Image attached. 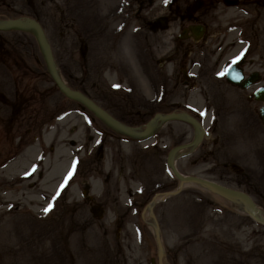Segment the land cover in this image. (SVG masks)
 <instances>
[{"label":"rangeland","instance_id":"1","mask_svg":"<svg viewBox=\"0 0 264 264\" xmlns=\"http://www.w3.org/2000/svg\"><path fill=\"white\" fill-rule=\"evenodd\" d=\"M88 1L93 4L91 11L97 8L104 13L98 16H106L107 27L95 43L80 50L60 42L68 45V38L76 37L77 31L84 34L87 26L69 27L71 24L60 22L52 3L43 14V0H0V20L25 17L40 22L55 59L67 60L71 58L68 54L76 58L58 64L63 78L112 117L135 128L139 101L145 106L154 95L166 103L180 98L182 89L169 76L174 67L161 61L177 29L167 25L161 30L158 25L150 33L149 24L166 14L149 0L141 7L131 0ZM80 2L68 0V15L76 19L90 15L81 11ZM149 35L155 41L156 60L146 68L151 62L143 59ZM2 37H12L14 45L12 60L0 61V101L11 92L13 101L24 93V98L34 101L30 104L34 120L21 124L26 114L18 110L16 102L11 107L8 102L0 104V264H151L152 260L156 264L153 230L140 218L150 198L132 203L130 190L143 186L126 184L123 178H135V173L147 167L137 176L142 181L146 174L144 186L156 187L154 192L173 190L177 181L162 164L163 153L155 154L157 158L152 160L150 156L138 159L139 143L121 141L122 137L98 124L91 114L53 88L30 34ZM153 48L154 42L147 46V50ZM238 110L236 117L218 126L209 125V115L205 116L204 125L211 139L217 141L215 146L210 140L204 142L195 154L180 159L177 167L184 174L247 193L264 213V129L253 120V109L247 111L246 105H239ZM9 114L17 118L9 122L13 130L5 124ZM180 128L174 125V131ZM171 130L169 126L157 138L169 136L160 141L165 147L180 138ZM35 135L41 136L44 146L40 154L37 142L28 143ZM18 138L23 141L19 147ZM103 139V150L96 152ZM151 142L141 143L140 148L146 149ZM205 151H218L216 155L223 156L220 161L206 154L199 157ZM225 162L237 167L219 166ZM83 191L97 199V206L84 200ZM49 205L51 209L45 212ZM154 214L164 264H264V226L234 203L202 187L186 186L176 197L157 204Z\"/></svg>","mask_w":264,"mask_h":264},{"label":"flooded vegetation","instance_id":"2","mask_svg":"<svg viewBox=\"0 0 264 264\" xmlns=\"http://www.w3.org/2000/svg\"><path fill=\"white\" fill-rule=\"evenodd\" d=\"M131 1L139 7L146 3V0ZM149 1L150 3H157L161 12L166 14L161 21H154L149 24L150 33H154L158 25L162 29H165L167 25L175 26L177 29L176 35L170 37L169 49L161 57V61H168L167 63L174 67L170 70L169 76L174 81L175 86H180L182 91H180V98L177 101L167 100V103L163 100L158 101L157 95L152 96L151 100L144 104L145 106H142L139 101V108L135 111L136 126L144 127L155 115H165L173 112L188 114L199 124L204 123L205 116L209 115L210 122L216 124L217 121L221 120V105H226L227 99L233 100L237 108H239V105H246L247 111L248 108L250 110L253 109V116L256 115V109L262 104L255 102L253 95L259 89L264 90V0H167V3L165 0ZM46 3L55 5L58 0H43L42 4ZM80 3L87 11H90L93 5L88 0H81ZM62 4L63 7L55 5V8L54 6L55 11L59 12V19L57 20L71 24L69 27L87 26L89 28L92 26L91 18L84 21L78 17L77 20L72 17V14L68 15L69 6L67 0H64ZM196 28L202 29L199 38H197L199 32L196 31ZM75 31L77 30L75 29ZM77 32L74 33L76 37L68 38L66 41L68 45L65 44V41L63 43L60 42V45L78 46V50H80L81 46H87L90 43V38L93 39L92 33L89 34L90 38H86L85 33L80 35V31ZM3 34L0 33V61L6 63L13 58L14 42L12 37L3 38ZM146 36L147 34L144 37ZM139 38L141 39V37ZM145 39L147 40L145 41ZM145 39H143L146 49L144 56L147 59L156 60V45L154 44L153 51L147 50V46H150L153 40ZM7 46H10L9 50H7ZM68 55L71 58L73 56V54ZM71 58L59 62L56 60L57 65L61 66L63 61L69 62V60L73 61L76 59L74 56V59ZM212 60L214 61L212 62ZM90 66L91 63H89ZM228 70L241 74L243 78L239 84L229 82L227 78ZM10 74L12 76V71H10ZM70 76L72 75L70 74ZM175 86L174 88L177 89ZM0 98L3 97L0 95ZM16 98V101L12 99V101L8 102V106L11 107L17 103L20 107L18 110L25 111L26 116L21 117V124L33 122L34 118L32 115L34 112L31 113L32 108L30 107L33 101L30 102L29 97L24 98V93L16 95ZM192 100L196 101L192 102ZM2 101L3 104H7V101ZM218 101L219 105L216 107L215 105L218 104ZM11 115L9 114L5 118V124L8 126H11L9 122L12 124L15 119L17 120ZM118 120L125 124L121 119ZM174 125H178L181 128L174 131ZM169 126L172 128L171 134L180 138L176 144L171 143L168 147H165V144L160 141H163L164 138L169 139V136L157 138L161 135L162 130L167 132ZM193 133V129L186 123H165L156 130L150 146L146 149L140 148L141 143L136 144L138 146L136 155H138L140 160L145 156H150L152 160L157 158L155 154L163 153L165 159L162 164L167 168L169 151L176 145H181L192 139ZM185 138H188V140H182ZM118 140L120 141V138ZM121 141L129 140L122 138ZM18 142L22 144V142ZM104 144L105 140L103 139L95 151H102ZM210 153L212 152L208 151V154ZM205 154H207V151L204 154H199V157H203ZM193 162L197 163V160ZM135 174L138 176L139 171ZM137 176L135 178L133 176H125L123 181L127 184L132 179H138ZM141 185L143 186L142 194L146 197H142V194L137 195L134 190H130L132 193L129 192L128 195H132L129 198L145 201L153 194L156 188L144 186L145 183ZM127 189H129V186ZM166 189H161L160 191L163 192Z\"/></svg>","mask_w":264,"mask_h":264},{"label":"water","instance_id":"3","mask_svg":"<svg viewBox=\"0 0 264 264\" xmlns=\"http://www.w3.org/2000/svg\"><path fill=\"white\" fill-rule=\"evenodd\" d=\"M196 30H198V28ZM0 31L1 32H7V31L31 32L37 41V44H38L40 52L43 56V60L45 62L47 71H48L50 77L52 78L53 82L55 83V85L59 89V91L68 99L82 104L85 108H87L89 111H91L95 115L96 118L101 120L105 125H107L108 127H110L111 129H113L116 132H119L121 134H124V135L132 137V138H148L152 135V131H153V128L155 125L154 124L155 120L146 126V130L144 131V133H141V134L136 133L134 130H131L127 127H124V126L118 124L113 119H111L105 112H103L100 108H98L96 105H94L93 102H91L90 100H88L87 98L82 96L80 93L72 91L69 88H67L57 74V71H56V68L54 65V61H53V58H52V55L50 52V48L47 45L43 31L41 30V28L37 22L30 20V19H13V20L2 21V22H0ZM256 98L258 100L264 102V93L263 92L259 93ZM157 117H159L162 122H166V121H170V120H183V121L191 124L194 127L196 133H198V135L196 136V139L193 141L192 145H197L202 138L203 130L201 129V132H200L199 131V125L194 120H192L190 118H184V117H180V116H177L174 114L168 115L166 117H161V116H157ZM260 117H261V121L264 125V107L260 110ZM181 148L182 147L176 148L173 151V153H175L177 150H179ZM169 165L171 167H173L172 163L170 161H169ZM172 169H173L175 176L179 179L181 185L186 184V183H195V184H198L204 188L211 190L212 192H214V193H216V194H218V195H220V196H222L228 200L240 202L245 206L246 210L248 211V214L257 223L264 225V218L258 217L256 215L257 213H259V210L257 209L255 204L251 201V199L247 195H245L241 192H238V191H234V190L222 187V186L217 185V184L210 182V181L197 179V178H190V177H186V178L181 177L175 171L174 168H172ZM154 230H155V233L157 236V244H158V264H162L163 263V251H162V246H161L160 240L158 238L156 226H154Z\"/></svg>","mask_w":264,"mask_h":264},{"label":"bare ground","instance_id":"4","mask_svg":"<svg viewBox=\"0 0 264 264\" xmlns=\"http://www.w3.org/2000/svg\"><path fill=\"white\" fill-rule=\"evenodd\" d=\"M239 207H240V205H238ZM146 214H149L150 215V209L149 208H147V212H146ZM258 215H260L259 213L257 214V216Z\"/></svg>","mask_w":264,"mask_h":264},{"label":"snow or ice","instance_id":"5","mask_svg":"<svg viewBox=\"0 0 264 264\" xmlns=\"http://www.w3.org/2000/svg\"><path fill=\"white\" fill-rule=\"evenodd\" d=\"M165 2L167 3V0H165ZM51 209V205H49L48 209H45V212L49 211Z\"/></svg>","mask_w":264,"mask_h":264}]
</instances>
